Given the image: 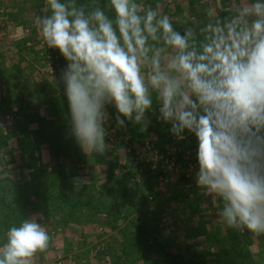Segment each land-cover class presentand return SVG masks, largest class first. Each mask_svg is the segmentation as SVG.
<instances>
[{
	"label": "rangeland",
	"instance_id": "374dc122",
	"mask_svg": "<svg viewBox=\"0 0 264 264\" xmlns=\"http://www.w3.org/2000/svg\"><path fill=\"white\" fill-rule=\"evenodd\" d=\"M119 1L130 4L137 11L192 22L212 33L213 38L207 43L212 59L223 64L224 59L227 56L229 58L230 50L226 41L235 37L231 33L224 36L220 28L217 30L214 28L217 23L212 22L213 15L207 16L206 11L209 9L207 6L201 4L194 6L193 3L188 4L187 0ZM209 1L212 4L211 0ZM209 1L205 0L202 3L208 4ZM214 3L218 5L219 1L216 0ZM221 3L225 2L220 1ZM8 7L13 8L17 15L9 12ZM256 7L247 8L246 15L249 17L248 20L254 23L255 28L260 25L264 27V13L260 12V6L258 9ZM233 8L235 7L230 9L221 7V11ZM212 9L216 11L215 8ZM10 13L14 17L7 15ZM22 15L25 16L24 22L17 23L21 21ZM226 17L230 18L231 15ZM65 18V8L60 2L0 0V31L3 32L1 37L6 36L4 33L7 31L19 35L11 45L14 47L12 50L14 55L6 57L4 50L0 55V59H3V63L0 60L3 66L0 67L2 93L0 135L7 137L2 140L5 143L0 145V180L8 177L16 183L24 182L32 172L33 164L46 168L54 161L55 165L53 164L54 167L51 168L58 167L57 163L60 164L62 166L60 176L69 184L76 182L78 186H90L109 194H113L114 190L119 194H126L128 197H120L121 199L119 198L114 205L117 207L119 203L122 204L118 207L120 217H124L132 202L140 204L147 212L134 211L128 214L126 221L120 219L115 225L106 224L105 218L102 222L77 224L72 227L70 233L65 234V230L59 227L68 223L73 225L74 222L64 218L61 220L45 218L35 213L36 211H28L27 222L30 226L39 224L38 227L46 228V237L44 231L32 228H28L27 234L19 235L15 231L17 228L12 227L14 232L6 230L0 234V248L8 246L5 242H12L11 246L17 254L20 255L19 249L23 245L31 256L35 253L33 255L35 257L46 250L53 251L51 262L45 264H118L127 243L122 229L126 228V233L128 235L132 233V237L135 238L139 232L135 230L134 225L149 220L151 226L156 222L159 224L164 239L169 240L171 252H176L177 248L172 240L196 239V231L187 236L184 231L176 229L182 221L196 218L195 214L180 216V212L184 209L186 211V205L189 203L190 207L187 206L190 209H196V202L192 204L186 195L193 189L195 182L194 179H190L193 176H196V182H203L204 192L211 190L215 192L211 195L215 198L213 204L218 203L224 211H234L228 217L230 223L234 222V227H237L242 217L235 216V211L240 210L238 199L241 198L243 191L247 193L249 189L246 184L243 189L240 185L237 186L240 181L232 178L230 173L227 175V172L229 185H226L224 168L218 169V163L222 161H218L219 156L225 152L226 155L230 154L227 161L225 160L228 157L223 160L222 166H225L231 158V152L238 153L237 144L232 142L231 145H225L215 132L203 128L189 130L186 134L176 133L179 129L171 128L169 124L170 118L179 116L185 118L189 112L200 115L209 107L207 103L203 104L206 94L202 88L204 82L200 77L196 79L189 73L198 67L194 55L190 61L181 53L182 49L170 52H160V49L143 52L123 44H107L105 41L101 43L93 37L89 38L90 36L86 32L82 33L73 21H66ZM208 19L210 21H205ZM244 22L246 23L245 20ZM63 31L74 36L73 42L58 35ZM258 33L256 38L253 36L254 42H261V32ZM56 35L60 40L56 39ZM8 63L14 64L6 66ZM239 65L234 64L232 67L227 65L226 68L224 66L225 72L221 80L226 85L224 90L226 100L231 101L230 110L235 115L258 124L264 121V90L249 91L246 84L247 80L251 81V84L262 81L255 80L254 68L245 62H240ZM129 74L134 75L127 81L126 77L130 76ZM230 75L240 78V81L227 79L226 77ZM242 78L247 80L241 82ZM184 83L186 86H183ZM231 87L241 92L244 98L243 105L235 103L233 95L229 94ZM116 93L129 97L125 100L127 104L120 100L122 106L119 104L112 109L106 104L100 106L101 102L98 100L100 97L105 99V96ZM129 100L132 102L130 108L127 107ZM54 106L59 115L63 116L61 120L60 118L57 120L59 126H63V129L57 130L58 137L63 138L65 135L67 138H77L76 142H71L69 147L67 145L62 147L57 153L54 152L57 144L53 140L52 132ZM130 114L131 117L134 114L135 117L139 115L143 124L146 123L148 127L158 130L148 128L151 136L143 133L142 136L140 134L132 139L130 133L126 131L125 123L121 122L125 120L124 117H130ZM169 129L171 132L174 131L169 144L164 145L159 135H165L164 132H168ZM241 130H244L243 127ZM208 139L211 140L210 143ZM198 141L201 146L197 147ZM180 142L194 143V146L183 147L178 144ZM161 148H164L163 152L160 151ZM8 150L13 153H8ZM76 151L82 155L79 161L75 162ZM68 152L73 156L68 155ZM179 154L182 155L181 158ZM165 159H173L175 166L167 168L164 164ZM145 168H149L150 171L162 170L165 174L163 178L160 176L156 178L159 184L152 192L147 191L143 185ZM257 168H253V171ZM215 170L219 178H214ZM221 174L223 179H220ZM255 182L252 183L250 196L244 195L242 200L259 210L264 208V194L259 197L260 191L261 194L264 191L261 188L257 189L255 184L259 183L264 188V180ZM232 193H236L235 196ZM218 198H224L223 203ZM213 204L210 202V205L214 206ZM177 208L180 209L179 212L176 211ZM223 218L220 222L228 220L226 216ZM249 221L251 225L258 222L256 219ZM167 222L174 223L173 229L166 228ZM64 234L66 238L63 239ZM240 235L244 234L240 232ZM148 239L147 236L144 237L145 244H149ZM69 255L77 256L78 262L75 263ZM130 258L122 264H145L139 259H133V255ZM1 259L3 258L0 255V264H12Z\"/></svg>",
	"mask_w": 264,
	"mask_h": 264
},
{
	"label": "trees",
	"instance_id": "16d2710c",
	"mask_svg": "<svg viewBox=\"0 0 264 264\" xmlns=\"http://www.w3.org/2000/svg\"><path fill=\"white\" fill-rule=\"evenodd\" d=\"M52 1L60 2L61 6L65 8L66 21H73L82 33L86 32L90 36L89 38L93 37L100 40L101 43L105 41L107 44H123L143 52L155 49H160V52L182 49L181 53L185 54L190 61H192V55H194L198 67L195 68V71L189 73L190 76L196 79L200 77L204 82L202 88L205 89L206 94L203 104L207 103L209 107L202 111L200 115L189 112L185 118L182 116L170 118L171 128L179 129L176 133L182 134H186L189 130L203 128L215 132L225 142V145H231L232 142L237 144L238 153L233 154L231 152L229 162L225 166H222V164L218 166V169L224 168L226 185H229L226 172L227 175L230 173L235 180H239L240 184L238 183L237 186L240 185L242 188L247 183L243 180L244 178L241 179L245 176L244 173L257 168V166H264V121L262 120L257 124L235 115L230 110L231 101L226 100L224 91L226 85L221 80L227 65L230 67L234 64L238 66L240 62L246 63V61L255 60L257 63H252L253 68L256 70L255 80L264 81V65L259 64L261 59L259 55L261 56L264 52L261 54L253 52L251 48H248L249 45L245 49L242 44L246 31L244 24L240 23L242 21L240 20V13L244 10L243 6H236L233 10L221 11L220 18L224 19L220 24L221 30H223L222 34L225 36L231 33L235 37L226 41L230 50L229 58L227 56L221 64L212 59L208 52L207 43L212 40V33L199 28L186 19L137 11L130 4H124L119 0ZM187 1L188 4H191L195 0ZM256 2L262 7L260 12L264 13V0H256ZM226 15H231V17L227 18ZM235 18H238L239 22ZM251 56L254 57L248 59ZM226 78L229 80L239 79L240 81V78H235L233 75ZM229 94L233 95L235 103L243 105L244 98H242L241 92L231 87ZM98 100L101 102L100 106L105 104L103 97ZM52 114L54 115L53 140L57 144L54 152L57 153L64 146L69 147V144L77 138L71 139L65 135H63V138L58 137L57 130L63 129V126H59L57 120L58 118L61 120L63 116L59 115L55 110V106L52 108ZM144 124L142 123V127L140 122L137 126L129 127L126 131L130 133L132 139L140 134L142 136L144 130L150 128L146 123ZM242 127L243 131L241 130ZM150 129L153 131L158 130V128L153 129L152 127ZM172 132L169 129L168 132H164L165 135H159L164 145L169 144ZM3 139H7V137L4 138L0 135V145L5 143L2 141ZM210 142L211 140L208 139V143ZM178 144L186 147L194 146V143L180 142ZM95 147L96 144L94 149ZM163 149L161 148L160 151L163 152ZM7 152L13 153L11 150ZM67 154L73 156L71 152ZM81 155V152L76 151L74 161H79ZM178 156L181 158L182 155L179 154ZM57 166L56 168H44L37 166L35 163L32 165L33 170L28 176L29 179L24 182L16 183L8 177L0 180V234L6 230L14 232L12 227H16L15 231L19 235H23L25 233L23 225L27 221L28 211H38L45 218L54 220L55 217L59 216L60 220L61 218L69 219L77 224L102 222L105 218V223L112 225H115L120 219L126 221L128 214L134 211L143 209V213L147 212L140 204L132 202L124 217H120L121 212L118 207L122 204L119 203L117 207H114V205L117 204L120 197H128L126 194H119L115 190L113 194H109L90 186H78L76 182H74L75 184H69L60 176L62 166L58 163ZM159 176L165 177L162 170L150 171L149 168H145L143 185L147 191L152 192L156 189V185L159 184L156 178ZM245 217L247 216H242L239 219L240 224L243 222L250 223ZM148 221L134 225L135 230L139 232V235L135 238L132 237V233L129 235L126 233V228L122 229L127 243L125 250L119 257L118 264L124 263L123 257L126 260L131 259V255L145 264H207V252H198L188 246H184L182 249L176 246L177 251L171 252L170 249L172 248L169 245V240L164 239L159 224L156 222L154 226H151L150 221ZM244 231L242 233L247 235ZM239 232L237 226L230 230L229 234L232 239L238 240ZM146 236L149 238V244L144 243V237ZM216 264H239V262L233 260L226 263L216 262Z\"/></svg>",
	"mask_w": 264,
	"mask_h": 264
},
{
	"label": "crops",
	"instance_id": "0c3cea01",
	"mask_svg": "<svg viewBox=\"0 0 264 264\" xmlns=\"http://www.w3.org/2000/svg\"><path fill=\"white\" fill-rule=\"evenodd\" d=\"M203 1H205V0H195V1H193V4H194V6H199L201 4V6H204V7L207 6V8L210 7L206 11V13H207L208 17H211L213 15L211 17V20H212V22L217 23L214 26V28H216V30L219 28L220 29L222 28V27H220V24L222 21H224V19L220 18V16H221L220 8L222 6L225 7L226 9H230V8L236 7V6H243L244 10H242L240 13V20H242L241 22L244 23V28L246 30L245 31V38L243 41V44L245 43L244 48L248 47V45H249L250 47H248V48H251L253 52H257L259 54L264 52V46H259V45H264L263 26L260 25L258 28H255L254 23L251 22L250 20H248L249 17L246 15L248 13L247 8L253 9L254 7L257 6L256 8L258 9V6H260V10L262 9L261 5H259L256 2V0H246V1L245 0H218L219 1L218 5H216L215 3L213 4V2L216 0H214V1L211 0L212 4L210 3L209 0H206V1H209L208 4L202 3ZM220 1H223L225 3L220 4ZM212 7L215 8L216 11H214V9H212ZM7 9L9 12L11 11V12L15 13L13 8L8 7ZM6 13H8V12L6 11ZM214 14H215V16H214ZM7 15L12 18V17H14V15H17V13H15L14 15H12L11 13L7 14ZM20 19H21V21L20 22L17 21V23H21L22 21L24 22L25 16L22 15ZM235 19L237 22H239L238 18H235ZM244 20L246 21V23L244 22ZM205 21H210V19L205 20ZM258 31L261 32L260 33V35H261L260 38H262L261 42H256V41L254 42V37L256 38L257 37L256 35L259 34ZM220 32H222V30H220ZM2 33L3 32L0 31V39H1L0 40V55L2 54V51L4 50V52H5L4 55L6 57L12 56V55H14L13 51H12L14 47H12L11 45L15 41V39L19 38V35L16 32L12 33V32L7 31L6 33H4V35L6 34V36L1 37ZM68 33L69 32H67V31L66 32L63 31V32H59L58 35L60 37H62L63 39L66 38L69 42L70 41L73 42L74 36H72L71 34H68ZM20 35L23 36V34H21V32H20ZM63 35H64V37H63ZM59 36L56 35V39L60 40ZM23 37L25 38V36H23ZM39 37H40V35H39ZM253 44H256V45H253ZM77 50H78V48H77ZM252 57H254V56H251L248 59H250ZM259 57L261 58L259 60L261 63L259 62V64L264 65V54H261V56L259 55ZM0 60H1V63H3L2 62L3 59H0ZM12 61H13V59H12ZM252 63L255 64L257 62L255 60H252L251 62L246 61V64L249 65L251 68L254 67L252 65ZM13 64L8 63V64H6V66H10ZM0 67H3L2 64H0ZM129 75L130 76L126 77L127 81H129L134 74H129ZM242 80L245 81L247 79L242 78L241 82H243ZM171 83H172V81H171ZM261 83L251 84V81L247 80L248 85L246 84V86L247 87L249 86V91L253 90V89H257V91H263L264 90L263 89L264 88V81H262ZM154 84H155V82H154ZM149 85H151V84H149ZM172 85H173V83H172ZM175 85H176V82H175ZM183 86H186V84ZM183 86H180V87H183ZM242 86L245 87L243 83H242ZM235 87H237V86H235ZM126 98H129V97H126L125 94H117V93H116V95L111 94L110 96H105V104L108 105L107 106L108 108L112 109V108H115L119 104L122 106V103L119 102L120 100H124L123 102L127 104V102L125 101ZM131 103L132 102L130 101L129 105L127 106L128 108H130V106L132 105ZM124 106H125V104H124ZM105 110L106 109L104 108V111ZM108 114H110V112ZM134 115L131 117V114H130V117L129 116L124 117L125 120H121V122L125 123L124 124L125 128L128 129L129 127L137 126L138 123L141 122L139 115H136V117ZM125 116H126V114H125ZM141 126L143 127L142 122H141ZM144 134L151 136V133H149V131H147V130L146 131L144 130ZM196 145H197V147H198V145L201 146L200 141H198ZM228 155H226V152H225V154L222 153L219 156L220 158L218 160V161H220V160H222V161L219 162L218 164H223V160L228 157L225 160V161H227L230 157V154H228ZM53 162L54 161H52L50 166H48L49 168L54 167L55 162L54 163ZM263 168H264V166L260 165L254 171H253V169H250L249 171L244 173L245 174L244 177H241V179L244 178L243 179L244 181H246V179L248 178V181H246L247 182L246 187H247V189H249V191L246 190L247 193L244 191L241 193V198L238 199V201L240 202V205H239L240 210L238 212L235 211L236 212L235 216L242 215V216H247L246 220H255V219L258 220V222H256L254 225H251L250 223H244V222L242 224L239 223L237 225L239 228V231L242 233L245 230L244 232L247 233V236L246 235H243V236L239 235L238 240L231 238L229 232H230V230L235 228L234 227L235 223L234 222L230 223V219L228 216L232 215L234 211L233 212L224 211L223 207L221 208V206H218V203H216V205L213 204V202L215 201V198H213L211 195H213V193H215V192L212 190L210 192L209 191L204 192L205 188H204L203 182L202 183L198 182V181L196 182L195 181L196 176H193V178H190L192 180L194 179L193 181L195 182V183H193L194 185L192 186L193 189H191L192 191L190 190L191 192L187 193L186 195L192 204L194 202H196V209H193V210L190 209L189 208L190 203H189V204H187L189 207L186 205V207H187L186 211L184 209V211L180 212V216L183 217L185 214L188 216H192V214H195L196 218H194V220L189 219V221H186V222L182 221V223L180 225H177L176 229L179 228L178 230H181V232L184 231L185 232L184 234L187 236L191 235V233L194 234V232L196 231V239H194V240L189 239L188 241H186L184 239H180V240L177 239L175 241L172 240L173 244L175 246H177L178 248H181V249L184 246H188V247H191L192 250L195 249L198 252L199 251L207 252L208 253V255H206L207 264H216V262L226 263L228 261H233V260L236 262H239V264H264V208L259 209L260 210L259 211V210H257L258 208L255 209L252 206H250V204H248L246 201L242 200V197L244 195L249 197L250 194L252 193L251 192L252 191L251 187L253 185L252 183H256L255 181H261V179L264 180V169ZM254 176H255V178H254ZM256 176H257V178H256ZM28 179H29V177L26 178L25 180H28ZM255 185H256L257 189L261 188L264 191V188L262 187L261 184L258 183ZM205 187H206V189H208L207 185H205ZM250 188H251V190H250ZM193 190H197V191L193 192ZM255 191H257V190H255ZM249 192H250V194H249ZM204 193H206L207 195H205ZM232 194H234V196H235L236 193H232ZM232 194H231V196H233ZM263 194H264V192H262V194H261V191H260L259 197H262ZM194 198H195V200H194ZM200 199H203V200L200 201ZM207 199H208V201H207ZM218 199L219 200L221 199L220 202H222L224 198H218ZM210 202L214 206L210 205ZM204 205H206V207H204ZM179 210L180 209L177 208L176 211L179 212ZM190 210H192V211H190ZM142 211H143V209L140 210V212H142ZM257 211H259L258 215H257ZM35 213L43 216L38 211H36ZM206 216H213L214 218L213 219L206 218ZM223 216L224 217L226 216V220L227 219L228 220L220 222L221 219H224ZM239 217H241V216H239ZM55 218L57 220H60L59 216L55 217ZM234 219H233V221H234ZM167 223L168 224H167L166 228L173 229L174 223H171V222H167ZM69 225H71V226H69ZM76 225H77V223H74L73 225L68 223L67 225H65V226L62 225V227H59V228H61L62 230H65V234H66V232L70 233V230L72 229V227H74ZM78 225H80V224H78ZM38 226H39V224H33V225L31 224V226H30V224L26 221V223L23 225L24 230H26L25 234H27L28 230L30 228H32L36 231L37 230L44 231V236H45V232H46L45 229L46 228L38 227ZM152 226H154V225H152ZM65 234H64V237L62 236L63 239L66 238ZM43 240H45V238ZM5 243L8 244V246L5 245L3 248L2 247L0 248V255L8 263L11 262L12 264H17L16 262H19L20 264H24L26 262L27 263L29 262L32 264V263L36 262V264H40L39 262H41L42 264H45V263L51 262V258L53 257V255H52L53 251H49V250H46L44 253L41 252L36 257L33 256L35 253H33V255L31 256V253H28L26 251V248H24L23 245L19 249L20 250L19 251L20 255H19L16 253L17 251L14 250V248L11 246L12 242L11 243L5 242ZM73 244L74 243H72V245ZM70 245H71V243H70ZM70 257H72L74 259L75 263H77L79 260L78 257L75 255H69V258ZM122 259H123V261L126 260V258H124V257ZM133 259H137V258L134 257Z\"/></svg>",
	"mask_w": 264,
	"mask_h": 264
},
{
	"label": "built area",
	"instance_id": "2783aa9c",
	"mask_svg": "<svg viewBox=\"0 0 264 264\" xmlns=\"http://www.w3.org/2000/svg\"><path fill=\"white\" fill-rule=\"evenodd\" d=\"M164 164L166 165L167 168H172V167L175 166V163H174L173 159H165ZM212 167L215 169L214 166H212ZM217 175H218L217 171L215 170L214 178H219ZM220 176H221L220 179H223L222 174Z\"/></svg>",
	"mask_w": 264,
	"mask_h": 264
}]
</instances>
